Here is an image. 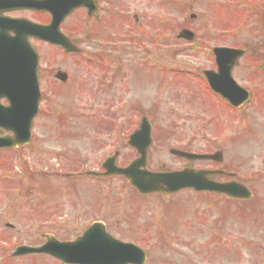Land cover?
<instances>
[{"label":"rangeland","instance_id":"rangeland-1","mask_svg":"<svg viewBox=\"0 0 264 264\" xmlns=\"http://www.w3.org/2000/svg\"><path fill=\"white\" fill-rule=\"evenodd\" d=\"M133 3L146 8L142 25L164 38L160 2ZM193 9L199 25L205 24L210 6L200 1ZM152 12L158 19L147 21ZM24 16L47 19L31 11ZM102 41L87 50L92 64L35 42L44 66H75L74 73L79 72L64 92L52 76L44 77L47 95L33 124L32 142L20 156H4L11 161L7 170L4 162L0 165V264H63L51 256L13 263L8 259L19 242L39 243L49 232L71 241L100 219L116 237L146 249L147 264H264V110L258 113L250 105L247 115L234 112L214 100L192 71L178 72L197 71L204 60L182 42L169 46L163 39L148 47L127 46L120 57ZM142 116L153 130L150 170L186 164L170 154L171 147L223 150L226 168L258 194L249 203L191 191L142 197L123 176L67 177L100 170L114 152L120 153V166L129 164L138 154L127 141Z\"/></svg>","mask_w":264,"mask_h":264},{"label":"water","instance_id":"water-1","mask_svg":"<svg viewBox=\"0 0 264 264\" xmlns=\"http://www.w3.org/2000/svg\"><path fill=\"white\" fill-rule=\"evenodd\" d=\"M92 3V0H0V10L32 9L46 11L52 16L49 25H39L25 19L7 20L4 25L5 28L0 25L2 36L7 40L5 45L7 48L6 55H8V63L0 66V97H7L11 104L9 107L0 106V126H5L7 130L15 132L13 138H0V148H13L15 145L24 146L29 144L32 138V122L39 110L41 92L37 77L38 54L31 44L30 37L61 46L65 48L66 52L78 50L68 37L61 33L60 25L64 18L76 8L86 6L93 11L95 6ZM10 29L16 34V37L9 36ZM13 72L16 73V78H19L21 73L26 77L25 82L16 80L17 98L10 93L8 76ZM210 84H212L214 91L223 94L225 97L228 96L235 106L240 105L246 98L247 94L244 93L242 94L243 100H240L241 96L235 93L234 86H220L216 79H211ZM129 142L140 153V158L134 160L130 166L118 167L116 164L118 154H116L103 163L106 172L90 171L86 174L97 177L124 174L129 183L134 185L142 195L155 193L171 195L177 191L193 188L197 192L224 193L228 198L233 199L251 197L249 190L242 184L233 181L230 183L214 181L213 177L222 173L220 170L194 171L186 169L165 173L147 170V150L152 141L150 124L145 117L142 118L140 129L131 135ZM173 152L189 159L222 160L221 152L215 155H194L178 150ZM231 175L234 176V174ZM46 238L48 240L46 245L39 248L19 247L14 255L29 252L48 253L67 264H145L147 261L143 249L133 243H124L116 239L100 223L92 224L82 237L71 242H58L50 234Z\"/></svg>","mask_w":264,"mask_h":264},{"label":"flooded vegetation","instance_id":"flooded-vegetation-1","mask_svg":"<svg viewBox=\"0 0 264 264\" xmlns=\"http://www.w3.org/2000/svg\"><path fill=\"white\" fill-rule=\"evenodd\" d=\"M104 1L108 3L105 5L103 4ZM133 1L136 0H95L98 9L92 17L87 15L86 8L78 9L64 20L61 27L64 33L72 39V42L83 49L82 52H84V48L92 50V46H98V40L102 39V45L106 46V49L118 50L120 57H123V49L127 46L137 47L142 45L148 47L157 45L158 41L163 39L169 46L173 44L180 45V42H182L184 43V49H187V51L192 50L204 58L199 71L205 82H207V79L203 71L209 70L213 73H219V62L214 48L228 46L231 49H237L236 54L221 59L223 67H228L232 72L235 82L248 89L250 93L248 100L237 110L245 113L244 110L250 105L254 106L258 113L264 110V0H158L164 11L162 20L164 32H166L164 38L157 36L148 25H142V18L147 14L146 8L145 10L140 9L137 5H133L136 4ZM200 1L206 3L211 9V12L207 14V21L201 25H199V15L193 11L195 4ZM219 5L222 7L217 8ZM220 8H222L223 13L227 12V14L221 17L218 14L222 12ZM25 13V11L20 10L13 12L0 10V25L4 24L5 18L3 17H25ZM187 13H189V17ZM78 14L82 15L81 18L77 17ZM149 20H155L153 12L147 17V21ZM129 21H132L131 25ZM184 30L194 31L195 34L191 39L182 37L181 31ZM6 41L0 29V66L7 62L5 55L7 54ZM210 42L214 45L212 46ZM86 50L85 52L88 54ZM239 52H241L240 55ZM122 60L119 58L121 63H123ZM74 69L67 66L63 70L52 69L49 66L42 65L38 69L42 91H44L43 86L45 83L43 79L46 76H52L59 87L72 83L74 75L77 76L79 72L77 69L74 73ZM59 71L66 72L64 81L56 78ZM13 75L10 79V93L17 98L16 80L25 82L26 77L22 73L19 78H16V74L13 73ZM0 103L8 105L5 98H1ZM8 135L10 134L5 130L0 133V137ZM183 149L190 151L189 147ZM21 151V148L0 150V163L5 161V165H9L11 161H6L4 156L7 154L19 156ZM9 160H12V158ZM207 162L214 166L213 162ZM200 164L202 163L198 162L197 166L200 167ZM222 179L228 180L226 177ZM44 243L43 240L30 245L39 246ZM29 256H25V258Z\"/></svg>","mask_w":264,"mask_h":264}]
</instances>
